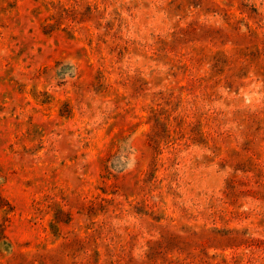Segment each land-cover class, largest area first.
<instances>
[{
	"label": "rangeland",
	"instance_id": "374dc122",
	"mask_svg": "<svg viewBox=\"0 0 264 264\" xmlns=\"http://www.w3.org/2000/svg\"><path fill=\"white\" fill-rule=\"evenodd\" d=\"M0 264H264V0H0Z\"/></svg>",
	"mask_w": 264,
	"mask_h": 264
}]
</instances>
